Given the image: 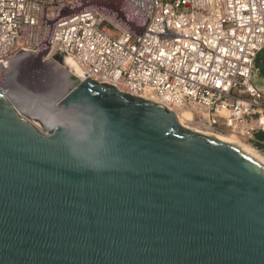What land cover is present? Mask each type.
<instances>
[{
	"label": "water",
	"instance_id": "obj_1",
	"mask_svg": "<svg viewBox=\"0 0 264 264\" xmlns=\"http://www.w3.org/2000/svg\"><path fill=\"white\" fill-rule=\"evenodd\" d=\"M89 9L144 31L123 0H81L0 63V264H264V164L49 56ZM251 78L264 93V47Z\"/></svg>",
	"mask_w": 264,
	"mask_h": 264
},
{
	"label": "built area",
	"instance_id": "obj_2",
	"mask_svg": "<svg viewBox=\"0 0 264 264\" xmlns=\"http://www.w3.org/2000/svg\"><path fill=\"white\" fill-rule=\"evenodd\" d=\"M81 0H0V63L21 50L39 52L44 20ZM145 24L136 33L98 9L55 23L49 56L70 59L82 79L156 99L196 131H228L254 141L264 131V93L251 66L264 47V0H123ZM0 78L2 70L0 67ZM153 101V100H151Z\"/></svg>",
	"mask_w": 264,
	"mask_h": 264
},
{
	"label": "rangeland",
	"instance_id": "obj_3",
	"mask_svg": "<svg viewBox=\"0 0 264 264\" xmlns=\"http://www.w3.org/2000/svg\"><path fill=\"white\" fill-rule=\"evenodd\" d=\"M70 69L72 70V68H70ZM180 124H181V126H183L185 128L194 130V129H192L193 126L191 124H189L186 120H182V123L180 122ZM218 135H221L222 137L226 138V139L221 138L223 140H227V141H230L233 143H239L246 153H248V152L245 150V148H248V149L252 150V153L257 154L256 156H260L261 158L264 159V149L257 148L256 146H254V144H252V142H250L246 139H243L240 136H234V135L230 134L228 131L224 132V134H218ZM261 163L264 164L263 161Z\"/></svg>",
	"mask_w": 264,
	"mask_h": 264
},
{
	"label": "bare ground",
	"instance_id": "obj_4",
	"mask_svg": "<svg viewBox=\"0 0 264 264\" xmlns=\"http://www.w3.org/2000/svg\"><path fill=\"white\" fill-rule=\"evenodd\" d=\"M68 63V64H67ZM65 64H66V66L68 67V68H72V72L76 75V76H78L79 78H83L82 77V75H81V73L80 72H78V71H75L74 70V68H75V65H74V63L70 60V59H68V58H66L65 59ZM151 100H153V101H155V102H158L156 99H151ZM176 113V115H177V117H178V119H179V121L182 123V120H188V119H191V114L189 113V112H184L183 114H180V113H178V112H175ZM192 129H194V128H192ZM196 130V129H195ZM219 137L218 138H224V139H226L225 137H222L221 135H218ZM245 150L250 154V155H252L254 158H256L258 161H260V162H264V159L263 158H261L260 156H256L257 154H254V153H252V150L251 149H248V148H245Z\"/></svg>",
	"mask_w": 264,
	"mask_h": 264
},
{
	"label": "trees",
	"instance_id": "obj_5",
	"mask_svg": "<svg viewBox=\"0 0 264 264\" xmlns=\"http://www.w3.org/2000/svg\"><path fill=\"white\" fill-rule=\"evenodd\" d=\"M254 146L264 149V131H258L254 135V141H250Z\"/></svg>",
	"mask_w": 264,
	"mask_h": 264
}]
</instances>
